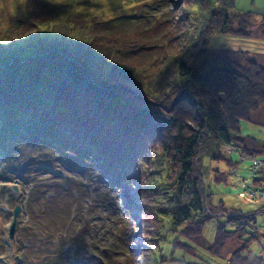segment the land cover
<instances>
[{
  "label": "trees",
  "instance_id": "obj_1",
  "mask_svg": "<svg viewBox=\"0 0 264 264\" xmlns=\"http://www.w3.org/2000/svg\"><path fill=\"white\" fill-rule=\"evenodd\" d=\"M142 1L105 0L100 13L62 17L55 0H25L28 13L11 14L0 32V144L9 158L13 137L56 139L82 162L102 164L115 185L138 184L139 198L164 196L165 208L154 214L175 232L172 251L223 258L235 241L225 264H264L248 251L257 238L248 224L254 214L214 205L205 181L210 168L202 164L234 168L222 150L229 147L264 159V141L240 129L242 122L259 124L256 116L264 126V64L256 52L210 45L216 35L261 39L264 16L252 22L251 12L234 11L236 0H159L157 8L146 5L154 11L148 16ZM214 173L211 183H226L228 173ZM252 186L264 192V169ZM125 208L127 216L135 209ZM212 219L209 243L203 228ZM132 221H114L103 246L83 235L69 249V264H120L123 257L122 264H136Z\"/></svg>",
  "mask_w": 264,
  "mask_h": 264
},
{
  "label": "rangeland",
  "instance_id": "obj_2",
  "mask_svg": "<svg viewBox=\"0 0 264 264\" xmlns=\"http://www.w3.org/2000/svg\"><path fill=\"white\" fill-rule=\"evenodd\" d=\"M152 1L143 0L139 4L145 15L154 12H147L146 5L158 7L159 0ZM182 1L172 0L171 3L180 4ZM55 3L64 17L67 14L100 13L99 8L105 0H55ZM24 4L25 0H0V32L8 26L11 14L17 12L20 16L28 13L29 7L24 9ZM126 5L125 2L123 8L127 11L129 6ZM191 9L194 15L195 5ZM234 11L251 12L254 15L252 22L259 20L264 16V0H236ZM261 39H234L216 35L210 45L212 48L256 52L257 60L264 64V37ZM262 121L260 116L255 117V122L261 124ZM259 124L242 122L240 129L243 134L264 141V126ZM30 137L29 133L15 139L13 137L9 158V147L4 149V145L2 148L0 144V264H69L73 258L69 249L78 245L83 235L87 243L97 241L103 246L104 233L110 229V225L126 217L133 219L130 225L133 231L131 247L137 251L136 264H225L230 252L238 247L235 241L229 242L221 254L223 258L194 249L172 251L169 236L175 232L171 231L169 220L154 214L158 209L165 208L166 204L161 200L164 196L139 198L136 193L138 184L115 185L110 173L99 162H82L66 153L63 145L52 137L55 141L39 135ZM222 150L226 156H231L235 162L234 168L229 169L222 162L210 163L206 159L202 163L205 169L210 168L209 173L205 174V181L208 193L212 194L211 202L214 205L222 203L226 209L240 211L243 215L254 214V220L248 224L257 238L251 241L248 251L264 257V212H260L264 199L250 200L238 196L243 192L242 180L246 179L247 186L252 187V179L249 178L252 158L242 160L243 156L233 152L231 147ZM214 170L221 173H216L220 178L224 177V172L228 173L226 183L210 182ZM201 183L203 189L206 184ZM13 186L17 187V192L12 190ZM203 202L205 206V196ZM127 205L137 206L130 216L123 213ZM15 207H19V213L10 239L9 229ZM220 208H212V213L217 214ZM216 226L215 219L207 220L204 224L203 236L209 243L213 241ZM72 239L75 240L73 244ZM204 243L205 247L208 246V243ZM80 257L84 258L85 255ZM124 261L125 257L120 264Z\"/></svg>",
  "mask_w": 264,
  "mask_h": 264
},
{
  "label": "built area",
  "instance_id": "obj_3",
  "mask_svg": "<svg viewBox=\"0 0 264 264\" xmlns=\"http://www.w3.org/2000/svg\"><path fill=\"white\" fill-rule=\"evenodd\" d=\"M245 156L242 157V160ZM264 169V159L261 158H252V165L250 167V175L249 178L254 179L257 177V174L260 170ZM246 179L242 180V190L238 196L240 198H248L250 200L264 199V192L258 187H248L246 183Z\"/></svg>",
  "mask_w": 264,
  "mask_h": 264
},
{
  "label": "water",
  "instance_id": "obj_4",
  "mask_svg": "<svg viewBox=\"0 0 264 264\" xmlns=\"http://www.w3.org/2000/svg\"><path fill=\"white\" fill-rule=\"evenodd\" d=\"M171 1H172V0H170V2H171ZM12 190H13L14 192H17V187H16V186H13V189H12ZM18 213H19V207H16V208L14 209V211H13V222H12V224H11V226H10V229H9V238H10V239H12L13 234H14L15 225H16V221H15V219H16Z\"/></svg>",
  "mask_w": 264,
  "mask_h": 264
},
{
  "label": "bare ground",
  "instance_id": "obj_5",
  "mask_svg": "<svg viewBox=\"0 0 264 264\" xmlns=\"http://www.w3.org/2000/svg\"><path fill=\"white\" fill-rule=\"evenodd\" d=\"M132 203V202H131ZM135 208H137V206L134 205Z\"/></svg>",
  "mask_w": 264,
  "mask_h": 264
}]
</instances>
